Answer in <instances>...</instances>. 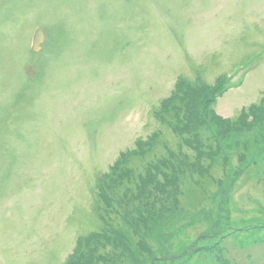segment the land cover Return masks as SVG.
Listing matches in <instances>:
<instances>
[{"label": "rangeland", "instance_id": "374dc122", "mask_svg": "<svg viewBox=\"0 0 264 264\" xmlns=\"http://www.w3.org/2000/svg\"><path fill=\"white\" fill-rule=\"evenodd\" d=\"M40 25L51 40L35 59L48 64L42 81L30 58ZM263 54L264 0H0V264L69 262L84 234L105 225L96 179L155 130L180 151L153 114L177 76L212 83L224 73L235 83ZM263 98L264 56L214 112L236 116ZM188 101L192 130L201 108L194 95ZM239 127L213 148L214 158H230L225 171L212 169L220 178L208 186L212 193L194 200L183 184L175 194L182 168L192 160L201 173L211 154L202 155L209 146L183 145L182 159H173L177 172L160 169L139 204H123L121 214L138 219L141 230L130 264H180L190 240L264 222V156L253 160L264 147V120ZM162 146L149 159L169 163L173 155ZM217 245L207 256L264 264L263 234L241 232Z\"/></svg>", "mask_w": 264, "mask_h": 264}, {"label": "trees", "instance_id": "16d2710c", "mask_svg": "<svg viewBox=\"0 0 264 264\" xmlns=\"http://www.w3.org/2000/svg\"><path fill=\"white\" fill-rule=\"evenodd\" d=\"M222 85L223 84L220 83L219 86L221 92H223L222 90L224 89L222 88ZM186 86L187 85L182 87V91L177 93L176 96L173 97L171 103L168 104L167 107H165V122H167L168 125H174L179 135L185 133L182 136L184 137L188 145L191 146L193 144L201 148H204V146H209V150L202 154L204 156L208 152L211 153L208 159L209 161L207 162L206 158L204 164L201 165V173H198V168L196 167L195 162L190 160V165L182 168V172L184 173L182 175V179L180 180L181 184L189 183V186H192V183L197 182L198 185L202 187L200 191H202L206 195L207 192H210L208 186L211 185L212 182H216L217 180L211 173L212 169L219 166L226 169L225 165L230 158L229 156H225L221 158V160L214 158L213 148H215L216 146L215 150H220V145L218 144L220 142V139L226 135L227 131L237 129L239 126L240 129L248 128V126H253L257 124V119L259 118L264 120V98L257 104H252L249 107L242 109L236 120H224L223 118L219 117L214 111L209 110V106L213 104L214 101V96L211 97V95L209 94L212 93V95H216L219 87H214L212 88V91H210V89H208L206 86H190L189 88ZM186 92H188V95L186 94ZM190 94L196 97L198 106L205 105L204 112L207 113L202 117L201 121L199 119L195 120L198 125H196L192 130H188L187 126L189 124H185L190 122L191 113H189V111L184 108L185 104H187L189 100ZM249 116H253L252 121H249ZM208 118H211V126ZM228 127L231 128L228 129ZM140 142V153L144 155L147 151V148H145L146 143L142 141ZM239 149L241 151H246V149ZM239 155V158L243 156V154ZM253 160L256 161L257 158L254 157ZM169 163L167 161H164L162 164L166 167H169L171 165L174 167L175 163L173 161H170ZM160 169H162L160 165L154 166L151 169L148 167L146 171L147 173L150 172L149 177L145 178V176H143L144 178L141 180V184L138 186V189H134L133 187H131L126 192L122 190L117 191V189L115 188L116 184H113V182L117 181V177H115L117 173L111 175L106 187H104L102 190V200L99 209H105L103 218L104 220L108 219V222H104L105 226L107 225V227L105 230L95 232V235L91 236V239H95V237L99 238V242L94 253L95 256L98 255V257L100 258H105L107 257L108 253L112 254V252L118 249V247L120 246L122 248L125 246V249L128 250L129 255L130 253L136 251L135 244L140 242L138 237L141 233L139 221L136 218H125L124 215L121 214V208L123 207L124 203L130 200L137 201L139 204L140 200L142 199V192L147 188V184L149 183V181H151L154 177L158 178L160 176ZM119 188L125 189V183L123 182L122 184H120ZM193 190H191L192 197H197L198 199H200V192L197 191V189L194 191ZM179 192H181L180 186L175 190V194L177 195L179 194ZM120 216L124 217V220L117 222L120 219ZM110 246L111 251L107 252L106 250H109ZM80 247V250L82 251L84 249V246L81 244ZM100 249L103 250L104 253L100 252Z\"/></svg>", "mask_w": 264, "mask_h": 264}, {"label": "water", "instance_id": "95a60500", "mask_svg": "<svg viewBox=\"0 0 264 264\" xmlns=\"http://www.w3.org/2000/svg\"><path fill=\"white\" fill-rule=\"evenodd\" d=\"M42 36H43L42 32L39 31V33H38V34L36 35V37H35V40H36L35 44H36V45L39 44V43L41 42V38H42ZM39 41H40V42H39Z\"/></svg>", "mask_w": 264, "mask_h": 264}]
</instances>
